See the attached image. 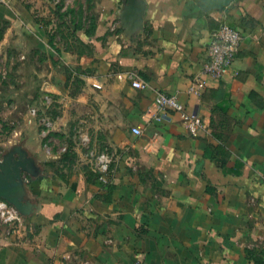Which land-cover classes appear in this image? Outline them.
<instances>
[{
    "label": "crops",
    "instance_id": "0c3cea01",
    "mask_svg": "<svg viewBox=\"0 0 264 264\" xmlns=\"http://www.w3.org/2000/svg\"><path fill=\"white\" fill-rule=\"evenodd\" d=\"M144 1L132 29L128 0H100L80 38L86 55L61 47L51 20L0 0V47L12 30L39 79L5 151L33 161L31 212L0 227V264H264V0L210 12L198 0ZM222 21L244 35L234 66L190 94ZM158 90L201 116L196 133L181 114L144 122ZM101 153L106 173L94 168Z\"/></svg>",
    "mask_w": 264,
    "mask_h": 264
},
{
    "label": "rangeland",
    "instance_id": "374dc122",
    "mask_svg": "<svg viewBox=\"0 0 264 264\" xmlns=\"http://www.w3.org/2000/svg\"><path fill=\"white\" fill-rule=\"evenodd\" d=\"M15 1L17 5H20L21 11L26 10L33 15V21L51 20L57 43L61 47L78 50L86 55L91 54V43H85L80 38L87 30L90 31L93 28L100 9V0ZM5 28L7 27L0 25V32ZM12 34L11 30L5 35L4 43L0 47V100H2L0 113L6 119V123L0 121V156L9 148L8 142L16 126L22 124L21 116L29 112L27 101L31 89L29 83L32 79L39 80L37 74L31 70V66L34 65L29 62L27 51L24 52L22 49L26 48L27 43H22V47L18 46ZM39 68L43 71V64ZM40 70L37 71L40 72ZM3 99L6 103H3ZM51 115L56 114L52 111ZM65 143V139L57 136L56 146L65 145ZM9 225L11 223H6L0 212V227Z\"/></svg>",
    "mask_w": 264,
    "mask_h": 264
},
{
    "label": "built area",
    "instance_id": "2783aa9c",
    "mask_svg": "<svg viewBox=\"0 0 264 264\" xmlns=\"http://www.w3.org/2000/svg\"><path fill=\"white\" fill-rule=\"evenodd\" d=\"M243 32L237 27L230 26L226 22L220 24L212 30L207 46V58L203 62L200 74L193 79L188 89L190 94L200 95L207 87L209 79H221L234 66L236 57L243 42ZM134 87L144 89L147 82L141 80L135 74L131 75ZM173 114H181L183 123L191 132L196 133L203 125L201 116L195 112H189L186 104L180 99L177 93H167L162 90L156 91L151 104L146 108L143 119L146 124L161 123L172 117ZM133 133L142 135L144 129L133 127ZM155 137H158L156 134ZM110 158L104 154H98L94 168L103 173L108 172ZM0 212L6 223H14L20 217L18 210L5 200H0ZM135 264H145L136 261Z\"/></svg>",
    "mask_w": 264,
    "mask_h": 264
},
{
    "label": "water",
    "instance_id": "95a60500",
    "mask_svg": "<svg viewBox=\"0 0 264 264\" xmlns=\"http://www.w3.org/2000/svg\"><path fill=\"white\" fill-rule=\"evenodd\" d=\"M130 2L127 21H131L132 29L143 26V14L146 3L144 0H128ZM235 0H198L199 7L210 12L222 10ZM125 15V14H124ZM14 149V148H13ZM0 156V197L12 204L22 215H29L31 203L25 175L31 172L32 160L26 156L21 147L16 146ZM18 153V156L16 154ZM1 231V229H0Z\"/></svg>",
    "mask_w": 264,
    "mask_h": 264
},
{
    "label": "flooded vegetation",
    "instance_id": "af4514ba",
    "mask_svg": "<svg viewBox=\"0 0 264 264\" xmlns=\"http://www.w3.org/2000/svg\"><path fill=\"white\" fill-rule=\"evenodd\" d=\"M15 147H16V146H14L13 148L15 149ZM19 147H20V146H19ZM13 148H11V149H13ZM11 149H10V150H11ZM14 149H13V150H14ZM8 151H9V150H8ZM8 151H7V152H8ZM14 151H15V150H14ZM3 154H4V153H3ZM3 154H2V155H3ZM15 154H16V153H15ZM16 156H18V153L16 154ZM24 157L26 158L25 155H24ZM8 203H9V202H8ZM9 204H10V203H9ZM11 205H12V204H11Z\"/></svg>",
    "mask_w": 264,
    "mask_h": 264
},
{
    "label": "trees",
    "instance_id": "16d2710c",
    "mask_svg": "<svg viewBox=\"0 0 264 264\" xmlns=\"http://www.w3.org/2000/svg\"><path fill=\"white\" fill-rule=\"evenodd\" d=\"M3 32H4V30L2 31V32H0V36L2 37V35H3Z\"/></svg>",
    "mask_w": 264,
    "mask_h": 264
}]
</instances>
